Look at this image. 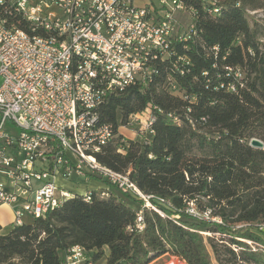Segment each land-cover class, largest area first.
<instances>
[{"label": "trees", "instance_id": "1", "mask_svg": "<svg viewBox=\"0 0 264 264\" xmlns=\"http://www.w3.org/2000/svg\"><path fill=\"white\" fill-rule=\"evenodd\" d=\"M187 3L196 7L199 32L175 46L191 60L184 74L170 58L148 88L110 95L98 109L115 137L97 160L164 198L171 205H159L166 217L146 209L144 231H130L143 201L110 184L108 197L76 195L46 218L5 233L0 225V264H63L76 245L106 264H151L165 254L187 264H264V148L250 145L254 138L264 142L263 29L250 14L264 0H221L217 15L199 0ZM170 80L187 99L171 93ZM147 111L156 117L150 143L120 132L133 114ZM190 202L210 209L215 220L192 218Z\"/></svg>", "mask_w": 264, "mask_h": 264}, {"label": "built area", "instance_id": "2", "mask_svg": "<svg viewBox=\"0 0 264 264\" xmlns=\"http://www.w3.org/2000/svg\"><path fill=\"white\" fill-rule=\"evenodd\" d=\"M187 1L0 0V207L11 208L12 227L46 218L76 195L85 201L93 191L110 195V187L83 194L63 187L62 181L89 178L143 201L130 231H144L146 209L166 217L159 205H171L164 198L143 192L130 172L97 160L115 137L98 109L110 95L132 86L148 88L170 58L176 57L174 66L184 74L191 60L175 46L195 40L199 32L196 7ZM199 2L213 15L221 11V0ZM226 69L242 76L238 68ZM169 83L171 93L187 99ZM155 119L149 111L135 113L122 128L147 144ZM186 212L197 220H215L210 209L201 212L193 202ZM90 252L73 246L63 264H95Z\"/></svg>", "mask_w": 264, "mask_h": 264}, {"label": "rangeland", "instance_id": "3", "mask_svg": "<svg viewBox=\"0 0 264 264\" xmlns=\"http://www.w3.org/2000/svg\"><path fill=\"white\" fill-rule=\"evenodd\" d=\"M252 16L254 17V19L259 20L260 24L262 25V35H261V41L264 43V8L255 11V13H252ZM182 21L186 24L189 19L186 18L185 16H183ZM2 82V79H0V84ZM120 132H122L123 134H125L127 137L132 138L134 140H140L135 134H133V132H131V130L129 129H124V128H120ZM197 154H200V151L196 150L195 151ZM98 180H102V179H87L85 181H83V183H88V182H96ZM98 181V182H100ZM80 182V181H79ZM104 182H106L104 180ZM79 187L75 188L76 192H80L81 189H83L82 184H77ZM113 188V187H112ZM79 194V193H77ZM12 220H13V214L11 213V211L7 208V207H0V225L2 226V231L1 233H5L8 232L12 229ZM93 253H90V255ZM106 260L105 257H102L100 260H96L95 264H105ZM156 264H187L186 262H184L183 260L177 258V257H166L165 260L159 261Z\"/></svg>", "mask_w": 264, "mask_h": 264}, {"label": "crops", "instance_id": "4", "mask_svg": "<svg viewBox=\"0 0 264 264\" xmlns=\"http://www.w3.org/2000/svg\"><path fill=\"white\" fill-rule=\"evenodd\" d=\"M89 179H93V178H89ZM95 179H98V178H95ZM85 180H87V179H74L73 181H62V183H63V187H65L66 189L71 190L73 192H76L75 188L79 187L77 184H82L80 186H82L83 189H81L80 192H77L79 194H83L87 190H102V189H105L107 187H110L108 184H106L104 182V180H101V181L98 180L100 182L96 181V182H93V183L92 182L83 183V181H85ZM2 207H7L12 213V210H11V208L9 206H2ZM262 232H263L262 235L264 237V228L262 229ZM90 253H94V252L91 251ZM91 255H93V254H91ZM166 257L173 258L175 256H171L169 254H165V255H162V256L158 257L157 259H155L151 264H156L159 261L165 260Z\"/></svg>", "mask_w": 264, "mask_h": 264}, {"label": "water", "instance_id": "5", "mask_svg": "<svg viewBox=\"0 0 264 264\" xmlns=\"http://www.w3.org/2000/svg\"><path fill=\"white\" fill-rule=\"evenodd\" d=\"M250 145L256 148H264V142L256 138L251 140Z\"/></svg>", "mask_w": 264, "mask_h": 264}]
</instances>
